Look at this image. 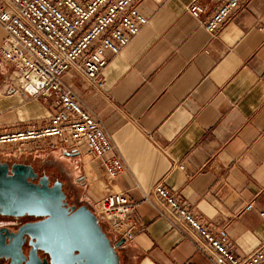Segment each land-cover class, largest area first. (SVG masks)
Here are the masks:
<instances>
[{
  "label": "crops",
  "instance_id": "1",
  "mask_svg": "<svg viewBox=\"0 0 264 264\" xmlns=\"http://www.w3.org/2000/svg\"><path fill=\"white\" fill-rule=\"evenodd\" d=\"M187 1L137 0L146 23L119 53H105L101 87L74 69L61 76L101 120L120 174L107 181L84 154L30 156L73 163L80 202L114 190L138 202L128 220L142 229L120 246L124 264H210L142 200L159 181L233 253L264 239V0H246L213 35L185 11ZM10 71L0 62V128L42 124L53 109L9 90Z\"/></svg>",
  "mask_w": 264,
  "mask_h": 264
},
{
  "label": "built area",
  "instance_id": "2",
  "mask_svg": "<svg viewBox=\"0 0 264 264\" xmlns=\"http://www.w3.org/2000/svg\"><path fill=\"white\" fill-rule=\"evenodd\" d=\"M164 1V0H163ZM246 0H188L185 11L208 34H215ZM137 0H0V62L11 66L6 87L20 96L41 98L52 109L42 124L0 128V156H38L57 150L97 160L103 177L113 180L124 169L101 120L82 104L61 76L76 70L89 85L102 86L105 53L112 55L146 23ZM179 167H181L179 165ZM181 238L192 242L210 264H264V239L250 252L230 251L162 181L142 195ZM136 201L109 191L90 204L91 212L117 240L133 239L142 229L129 221ZM251 203L244 206L249 210ZM259 215L264 218V213Z\"/></svg>",
  "mask_w": 264,
  "mask_h": 264
},
{
  "label": "water",
  "instance_id": "3",
  "mask_svg": "<svg viewBox=\"0 0 264 264\" xmlns=\"http://www.w3.org/2000/svg\"><path fill=\"white\" fill-rule=\"evenodd\" d=\"M78 152H68L75 157ZM36 179L33 183L31 180ZM46 175L37 176L29 164L0 161V212L5 214L45 216L33 225L31 234L41 247L60 255L74 254L76 264H118L114 248L124 242L118 238L113 244L101 229L97 218L85 202L68 213L64 206L65 192L61 183L54 180L47 185ZM5 191V193H2Z\"/></svg>",
  "mask_w": 264,
  "mask_h": 264
},
{
  "label": "flooded vegetation",
  "instance_id": "4",
  "mask_svg": "<svg viewBox=\"0 0 264 264\" xmlns=\"http://www.w3.org/2000/svg\"><path fill=\"white\" fill-rule=\"evenodd\" d=\"M1 162L29 164L33 172L37 176L46 175L48 178L47 185L50 186L54 180L61 183L62 190L67 183L68 188H72L74 182L67 180L62 175V170L51 161L36 158L29 159L26 156L20 158H8L0 156ZM62 173V174H61ZM31 182L36 183L37 180L33 179ZM64 191V190H63ZM5 193V191H2ZM64 206L67 208L68 213L78 206L77 196L66 195L63 200ZM71 207L73 209L71 210ZM1 208V207H0ZM45 216H34L29 214L14 215L5 214L0 212V264H76L74 254L76 250H71L70 255L65 253L63 248L60 255H55L51 250L46 247H41L42 241L39 243L36 237H33V225L42 221ZM112 244V243H111ZM118 255V264H124L123 255L121 254L120 247L114 248Z\"/></svg>",
  "mask_w": 264,
  "mask_h": 264
},
{
  "label": "rangeland",
  "instance_id": "5",
  "mask_svg": "<svg viewBox=\"0 0 264 264\" xmlns=\"http://www.w3.org/2000/svg\"><path fill=\"white\" fill-rule=\"evenodd\" d=\"M27 157L31 160L35 159V158H31L30 156H27ZM53 164L57 165L59 167V169L62 170L63 174L62 173L61 174L64 175V177H66L68 181L72 180L71 179L72 177L70 174H72V168L74 167L73 163H71L69 161L68 162L66 161L63 163L60 160H55V161H53ZM74 171H76V170H74ZM63 190L66 193V195H68V197L73 196V194L75 196H79V195L83 194L84 184L78 183V181H77L76 183H74V185H72V188H68L67 183H65V187ZM88 207L91 210L90 205H88ZM99 225H100L101 229L105 232L106 236L109 238L111 243L113 244L116 241L115 237L112 235V233L108 230V228L104 224L99 222Z\"/></svg>",
  "mask_w": 264,
  "mask_h": 264
}]
</instances>
